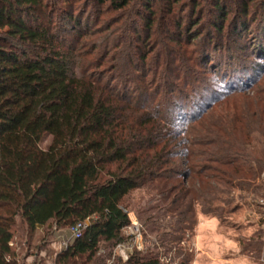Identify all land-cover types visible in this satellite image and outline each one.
<instances>
[{
  "label": "trees",
  "instance_id": "obj_1",
  "mask_svg": "<svg viewBox=\"0 0 264 264\" xmlns=\"http://www.w3.org/2000/svg\"><path fill=\"white\" fill-rule=\"evenodd\" d=\"M110 1L117 9L128 4V0ZM225 1L213 0L212 10L222 20L227 17ZM237 1L247 16V1ZM46 13L44 0H0V264L21 263L16 231L31 235L49 223L64 229L96 215L57 258L62 263L93 260L102 241L126 240L123 231L131 221L123 199L155 180L162 181L161 189L169 197L177 191L174 205L190 197L188 212H194L196 205L204 215L219 217L217 203L227 201L231 193L227 187L242 190L250 179L251 169L241 164L245 145H250L248 137L244 142L234 140L236 131L229 125L206 121L202 113L208 106L201 114L186 113L180 122L182 109L190 108L181 97L169 100L171 106L152 107V101L159 99L158 89L143 88L131 96L127 86L123 90L114 84L121 77L132 80L122 74L120 65L111 79L91 71L101 62L95 65L88 58L92 52H79L51 32L42 20ZM142 16L149 30L153 18ZM213 23L220 31L222 26ZM148 53L140 55L143 61ZM135 64L131 60L127 67ZM145 82L157 85V79ZM45 134L53 138L47 149L40 145ZM199 145L209 148L197 150ZM213 169L223 176L206 173ZM177 176L188 181V187L185 183L169 187ZM209 188L212 196L205 194ZM259 243L264 245L262 239ZM126 264L160 263L131 257Z\"/></svg>",
  "mask_w": 264,
  "mask_h": 264
},
{
  "label": "rangeland",
  "instance_id": "obj_2",
  "mask_svg": "<svg viewBox=\"0 0 264 264\" xmlns=\"http://www.w3.org/2000/svg\"><path fill=\"white\" fill-rule=\"evenodd\" d=\"M44 1L47 13L42 20L51 32L79 52H92L88 58L95 65L101 62L91 71L111 79L120 65L122 74L132 80L121 77L114 84L123 90L127 86L131 96L143 88L158 89L159 99L152 101V107L157 103L171 106L169 100L176 102L181 97L190 108L182 109L180 122L186 113L201 114L204 105L208 106L202 113L206 121L225 128L229 125L236 131L231 136L234 140L244 142L248 137L250 145H245L241 164L251 170L242 190L227 187L231 192L227 201L217 203L219 217L204 215L196 205L192 206L194 212H188L190 197L174 205L177 191L169 197L161 189V180L130 191L122 205L141 228L137 233L123 231L124 242L136 241L131 251L122 252L120 243L102 241L93 260L77 258L62 263L53 257L57 231L52 223L31 235L20 229L15 237V245L21 249L20 264H126L131 257L160 264H264V245L259 243L264 241V0H246L247 16L239 11L245 7L242 2L224 0L227 17L223 20L213 12V0H199L197 5L196 0H179L177 4H171L172 0H128L122 9L110 0ZM143 14L153 18L149 30ZM214 21L222 26L220 31L214 28ZM10 41L20 47L16 40ZM147 52L143 61L140 55ZM131 60L136 64L129 69ZM151 79H157V85H152ZM52 139L45 134L41 147L47 149ZM208 148L196 146L197 150ZM206 173L223 176L215 169ZM181 183L188 187V181L180 176L172 179L169 187ZM207 191V196L214 193ZM176 206L187 217L180 215ZM62 230L67 232V228Z\"/></svg>",
  "mask_w": 264,
  "mask_h": 264
},
{
  "label": "built area",
  "instance_id": "obj_3",
  "mask_svg": "<svg viewBox=\"0 0 264 264\" xmlns=\"http://www.w3.org/2000/svg\"><path fill=\"white\" fill-rule=\"evenodd\" d=\"M130 217V216H129ZM97 218L96 215L89 216L85 220L78 221L75 224L71 225L67 228L68 235L64 232L62 229H56L57 231V242L55 241L53 244L55 245V251L53 253L54 258H58V256L64 252L67 251L70 245L77 239H79L84 231L92 224V222ZM130 224L125 228L126 231L131 230V232H140L141 228L137 222H134L132 218H130ZM134 233V234H135ZM134 240H128L126 242L120 243L119 246L121 248L122 252L131 251L133 250L135 246ZM13 245V242L11 243ZM57 245V246H56ZM127 256V255H126ZM128 258V257H127ZM56 264V263H54Z\"/></svg>",
  "mask_w": 264,
  "mask_h": 264
}]
</instances>
